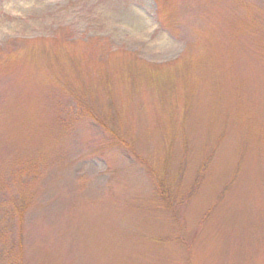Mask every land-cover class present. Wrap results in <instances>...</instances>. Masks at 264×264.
Returning a JSON list of instances; mask_svg holds the SVG:
<instances>
[{
    "label": "rangeland",
    "instance_id": "374dc122",
    "mask_svg": "<svg viewBox=\"0 0 264 264\" xmlns=\"http://www.w3.org/2000/svg\"><path fill=\"white\" fill-rule=\"evenodd\" d=\"M0 264H264V0H0Z\"/></svg>",
    "mask_w": 264,
    "mask_h": 264
}]
</instances>
